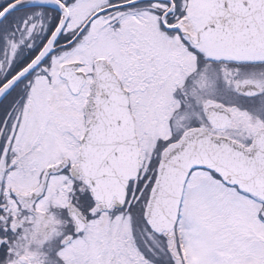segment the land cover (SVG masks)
Returning a JSON list of instances; mask_svg holds the SVG:
<instances>
[{
    "label": "snow or ice",
    "instance_id": "6c2138e0",
    "mask_svg": "<svg viewBox=\"0 0 264 264\" xmlns=\"http://www.w3.org/2000/svg\"><path fill=\"white\" fill-rule=\"evenodd\" d=\"M0 264H264V0H0Z\"/></svg>",
    "mask_w": 264,
    "mask_h": 264
}]
</instances>
